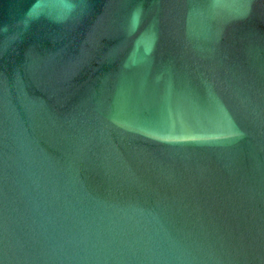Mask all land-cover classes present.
Returning <instances> with one entry per match:
<instances>
[{
    "label": "water",
    "instance_id": "water-1",
    "mask_svg": "<svg viewBox=\"0 0 264 264\" xmlns=\"http://www.w3.org/2000/svg\"><path fill=\"white\" fill-rule=\"evenodd\" d=\"M0 264H264V0H0Z\"/></svg>",
    "mask_w": 264,
    "mask_h": 264
}]
</instances>
